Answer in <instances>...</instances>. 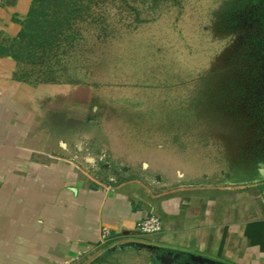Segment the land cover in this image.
<instances>
[{
    "label": "rangeland",
    "instance_id": "obj_1",
    "mask_svg": "<svg viewBox=\"0 0 264 264\" xmlns=\"http://www.w3.org/2000/svg\"><path fill=\"white\" fill-rule=\"evenodd\" d=\"M17 46L27 101L69 122L60 141L73 133L98 155L135 142L136 160L191 162L220 186L253 172L264 142L252 97L264 90V0H41ZM223 76L242 80L253 110L222 103ZM135 235L79 264H206Z\"/></svg>",
    "mask_w": 264,
    "mask_h": 264
},
{
    "label": "crops",
    "instance_id": "obj_2",
    "mask_svg": "<svg viewBox=\"0 0 264 264\" xmlns=\"http://www.w3.org/2000/svg\"><path fill=\"white\" fill-rule=\"evenodd\" d=\"M39 1L0 0V264H79L124 233L142 235L138 222L150 212L163 229L146 236L165 250L264 264V142L256 145L253 172L220 186L217 173L191 162L177 169L136 160L135 142L131 150L125 143L124 153L98 155L73 133L60 141L69 122L61 126L54 107L45 120L19 79L17 43ZM236 79L220 78L228 90L221 102L230 97L227 107L250 109L251 97ZM252 94L264 111V90Z\"/></svg>",
    "mask_w": 264,
    "mask_h": 264
},
{
    "label": "built area",
    "instance_id": "obj_3",
    "mask_svg": "<svg viewBox=\"0 0 264 264\" xmlns=\"http://www.w3.org/2000/svg\"><path fill=\"white\" fill-rule=\"evenodd\" d=\"M264 194V191H263ZM163 229L161 217L156 212H150L148 215L139 220L137 230L142 235L160 234ZM110 236V229L103 227L102 238L107 240Z\"/></svg>",
    "mask_w": 264,
    "mask_h": 264
},
{
    "label": "trees",
    "instance_id": "obj_4",
    "mask_svg": "<svg viewBox=\"0 0 264 264\" xmlns=\"http://www.w3.org/2000/svg\"><path fill=\"white\" fill-rule=\"evenodd\" d=\"M30 17H31V14L29 16V19H30ZM29 19H28L27 24L25 26L24 32L27 31ZM192 259L197 260L199 263H206V264H232V263L227 262L226 260H219V259H216V258H210V257L204 256V255H200V256H198L196 258L192 257Z\"/></svg>",
    "mask_w": 264,
    "mask_h": 264
},
{
    "label": "water",
    "instance_id": "obj_5",
    "mask_svg": "<svg viewBox=\"0 0 264 264\" xmlns=\"http://www.w3.org/2000/svg\"><path fill=\"white\" fill-rule=\"evenodd\" d=\"M170 260H171V258L169 256L168 257L167 256H163L162 257V261L165 262V263L170 262Z\"/></svg>",
    "mask_w": 264,
    "mask_h": 264
}]
</instances>
